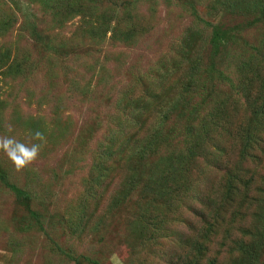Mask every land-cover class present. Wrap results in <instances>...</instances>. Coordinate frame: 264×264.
Masks as SVG:
<instances>
[{
    "label": "rangeland",
    "instance_id": "1",
    "mask_svg": "<svg viewBox=\"0 0 264 264\" xmlns=\"http://www.w3.org/2000/svg\"><path fill=\"white\" fill-rule=\"evenodd\" d=\"M102 1L104 5L113 2L108 4L121 10L124 2L133 0ZM138 1L142 3L136 6L137 22L149 24L148 29L132 46H113L106 42L95 49L84 37L79 16L74 15L57 26L52 21L50 6L36 1L0 0V12L10 13L12 18L7 30L0 32V44L10 49L11 56L23 60L21 75L0 79V96L8 100L0 131V172L6 174L10 183L29 194L28 201L18 203L15 195L0 182V264H44L49 238L62 249L96 259L99 264H165L172 248L179 252L181 242L194 235L188 222H193L195 228L201 226L202 221L195 214L206 205H201L198 198L192 200L187 194L180 198L183 200L180 217L170 210L167 217L172 215V218L163 222L167 227L166 235L156 241L146 239L151 227L144 225L145 220L141 219L147 212L142 218L137 217L146 201L139 189L128 192L117 207L108 208L121 178L137 167L136 160L130 155L133 147L125 146L123 137L111 146L114 152L104 180L105 191L96 203L86 193L91 184V164L109 141L112 120L117 115L115 99L126 88H131L126 91L136 95L140 84L133 87L135 82L147 85L148 80L138 74L148 73L151 66L171 52L176 39L182 40V31L189 20L185 11L178 7V0L148 1L152 11H148L145 0ZM195 9L201 17L213 22L221 16V11L206 4H196ZM225 19L229 24L241 25L240 37L253 38L264 30V24L246 29L247 20L242 16L228 13ZM216 61V66H223V71L229 74V80L209 81L207 91H211L212 98L222 100L228 110L234 106L232 114L245 123L252 117V108L244 94L257 90L258 77L263 75L260 71L259 75L253 74L257 64L245 74L236 68L234 60L227 62V58L221 57ZM260 67L264 68V65ZM170 81L167 79L165 84ZM159 103H150L149 113L144 114L153 116L152 110ZM27 119L38 127L35 134L30 131ZM238 143L234 142L227 149H237ZM32 150L36 155L30 158ZM162 151L159 153H164ZM203 158L206 159L202 157L200 161ZM149 159V167H152L154 159L152 156ZM19 160L27 162L22 166L14 162ZM208 164L211 167L203 164L201 173L192 170L189 180L201 178L199 191L209 194V185L217 183L226 166L212 161ZM245 169L246 177L253 172L262 174L259 165L246 164ZM256 178L251 188L257 186ZM213 188L218 192L221 186L218 184ZM27 207L37 212L46 232L38 231L36 226L26 231L19 229L17 221L27 216ZM209 207L216 208L215 205ZM92 212L95 216H104L98 226L92 227ZM80 215L89 219L84 226L78 222ZM238 218L241 223L232 224L231 242L243 236L240 228L251 224L247 214L238 215ZM222 232H217L216 238L207 244L206 258L213 259L214 264L230 262L229 256H224L225 246H219L218 236ZM248 236L245 235L244 241L251 240ZM226 244L230 249V242ZM257 253L255 264H264V240L260 241ZM51 260L54 264H78L62 255L51 256Z\"/></svg>",
    "mask_w": 264,
    "mask_h": 264
},
{
    "label": "trees",
    "instance_id": "2",
    "mask_svg": "<svg viewBox=\"0 0 264 264\" xmlns=\"http://www.w3.org/2000/svg\"><path fill=\"white\" fill-rule=\"evenodd\" d=\"M27 1L50 6L52 21L57 26L74 15L79 16L84 37L95 49L106 42L113 46H132L136 38L149 27V24L137 22L136 6L142 3L138 0L124 2L121 10L108 4L113 2L104 5L102 0ZM148 1L154 0H145L149 6L148 11H152ZM201 3L221 11L219 20L213 22L201 17L195 9V5ZM178 7L189 17L181 34L183 38L176 39L171 47L173 50L151 66L148 73L138 74L147 79L148 83L143 86V82H135L133 87L140 84L136 95L126 91L131 88L118 94L115 99L117 115L112 120L113 128L107 137L109 141L91 164V184L89 183L86 193L96 203L102 191H105L104 180L110 171L109 161L114 152L111 146L123 137L125 146L133 147L130 155L136 160L137 167L121 178L108 208L112 209L113 205L117 207L120 199L132 190L139 189L144 193L145 207L137 217L140 219L147 212L141 220H145L144 225L151 227V233L146 235L148 241H156L166 235L164 232L167 227L163 222L172 218V215L167 217L170 210L177 218L180 217L183 210L181 196L187 194L192 200L198 198L202 201L201 205H206L195 214L202 221L201 226L195 228L193 222H188V227L195 231L194 235L181 242L179 252L172 248L165 264H214L213 259L206 258L207 244L212 238H216L217 232L222 231L218 236L219 246H225L223 252L224 256H229L228 264H255L258 258L257 248L260 247V241L264 240V68L260 67L264 65V30L253 38L240 37L241 25L229 24L225 15L229 13L244 17L247 20L246 29L263 25L264 0H205V3L203 0H178ZM9 15L11 14L0 12V32L7 30L12 19ZM139 31L142 33L139 34ZM108 32L109 37H106ZM92 57L96 55L92 54ZM221 57L225 60L227 58V62L234 60L236 68L245 74L257 64L253 74L260 71L263 75L258 77L257 90H247L249 94H244L252 108V117L247 118L245 123L236 114H232L234 106L228 110L222 100L212 98L211 91H207L209 81L216 80L220 83L229 80V74L223 71V66H216V59ZM22 61L11 56L10 49L0 44V79L17 78L21 75ZM167 79L171 81L165 84ZM239 89L242 90V87ZM159 101V105L152 110L153 116L144 114L149 113L147 108L150 103ZM164 101L165 104L162 103ZM7 106L8 100L0 96V131L3 129L2 115ZM147 119L150 122L148 124ZM27 120L30 131L35 134L38 127ZM238 121L240 122L237 124ZM234 142H239L237 149H227ZM161 150L164 153H159ZM151 156L154 160L152 167H149ZM202 157L206 159L200 161ZM209 161L226 166L224 177L221 175L217 183L211 182L209 185L210 195L208 191H199V185L203 181L201 178L189 180L192 170L201 173L203 164L211 167ZM246 164L259 165L262 174L253 172L246 177ZM144 175L145 178H142ZM255 178L258 184L251 188ZM0 182L15 195L18 203L29 200L27 191L10 183L4 172H0ZM218 184L221 188L215 192L213 186ZM211 205L216 208L209 207ZM244 214H247L251 224L240 228L243 236L231 242L232 224H240L238 215ZM82 216H79L78 222L84 226L89 219ZM103 217L95 216L92 212V227L103 222ZM17 223L20 225L19 229L23 228L24 231L34 226L38 231H45L37 212L28 207L27 216ZM245 235H249L251 240L244 241ZM48 241L46 246L49 250L44 264H54L51 256L58 255L78 264H99L96 259L62 249L51 238ZM225 241L230 242V249L226 247Z\"/></svg>",
    "mask_w": 264,
    "mask_h": 264
},
{
    "label": "clouds",
    "instance_id": "3",
    "mask_svg": "<svg viewBox=\"0 0 264 264\" xmlns=\"http://www.w3.org/2000/svg\"><path fill=\"white\" fill-rule=\"evenodd\" d=\"M36 155V151L35 150H32V153H31V157L30 158H33L35 157ZM15 163H18L19 165H23L24 163H26L27 161H23V160H19V161H14Z\"/></svg>",
    "mask_w": 264,
    "mask_h": 264
}]
</instances>
